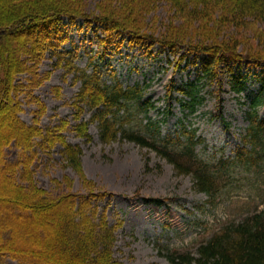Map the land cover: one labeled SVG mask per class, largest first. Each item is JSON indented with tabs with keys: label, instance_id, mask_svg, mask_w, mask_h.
<instances>
[{
	"label": "trees",
	"instance_id": "obj_1",
	"mask_svg": "<svg viewBox=\"0 0 264 264\" xmlns=\"http://www.w3.org/2000/svg\"><path fill=\"white\" fill-rule=\"evenodd\" d=\"M119 1L129 3L132 0ZM139 1L141 14L151 10L158 0ZM166 1L181 22L177 27L173 17L166 23L167 28L155 36L153 32H147L148 29L144 31L128 19L117 17L111 9L87 14L80 6L66 0H0L5 5L0 9V108L8 110L13 126L0 138V173L5 181L0 183V213L7 211L5 205H12L7 220L1 221L0 216V257H11L18 264H123L113 256L116 230L122 221L111 225L106 209L100 210L93 202L107 193L96 195L91 190L88 196L72 192L51 196L34 179L31 165L37 157L36 146L51 149L60 142L65 160L77 170L81 168L83 153L79 145L65 139L62 129L67 125L66 121L43 129L20 117L22 107L17 93L26 85L16 84L15 76L29 69L28 60L39 62L48 51L57 55L55 66L65 60V65L73 70L75 80L81 82L74 100L78 109L76 117L84 108L91 109L89 121L97 123L103 142H112L121 136L155 150L174 165L178 174H191L195 187L205 192L210 200L234 178L237 170L252 171L264 167V119L259 113L260 107L264 106V0ZM63 16L72 20L85 17L90 23L102 24L104 35L98 40L104 46L113 42L114 35L126 33L132 42L159 43L173 54L186 47L188 54L204 56L199 79L217 78L221 64L226 62L240 65L252 62L262 66L258 77L260 88L252 96L246 111L248 125L241 138L243 145L233 156L222 154L206 158L198 149L204 138L198 135L196 127L182 125L176 135H162L160 123L148 117L149 110L156 106L154 101L145 98L148 84L124 86L117 79L109 83L97 67L88 71L71 65L72 59L62 56L63 53L58 51L62 43L58 27ZM255 22L260 23L259 27ZM192 28L196 31L190 32ZM247 29L258 38L259 47H240L241 43L236 39L247 38L244 34ZM229 30H233L230 35ZM30 71H33L32 66ZM33 83L37 85L39 79ZM231 83L238 93L245 89L243 73L234 72ZM177 89L188 97L183 105L194 112L201 102L196 84L190 81ZM132 112H144L147 121L127 125ZM89 121L81 120L75 125L77 134L87 139L92 138L88 132ZM12 145L21 151V157L16 161L6 157V148ZM146 201L161 205L165 199L157 197ZM38 217L46 227L35 226L34 244L39 245V240L45 245L55 244L57 252L16 243V226H21L25 220L35 222ZM26 234L27 238L31 237L28 231ZM19 238V241L25 240ZM168 255L172 264H264V209L214 231L195 249L172 251Z\"/></svg>",
	"mask_w": 264,
	"mask_h": 264
},
{
	"label": "rangeland",
	"instance_id": "obj_2",
	"mask_svg": "<svg viewBox=\"0 0 264 264\" xmlns=\"http://www.w3.org/2000/svg\"><path fill=\"white\" fill-rule=\"evenodd\" d=\"M66 1L80 6L87 14L111 9L117 17L128 19L155 36L167 28L166 23L173 17L177 27L181 22L166 0H158L151 10L141 14L139 0L129 3L119 0ZM2 4L0 9L5 8ZM259 25L255 22V26ZM58 28L59 37H62L58 51L63 53V57L72 59L71 65L88 71L97 67L102 78L109 83L117 79L124 86L148 84L145 98L156 105L149 110L148 117L160 123L162 135H176L182 125L196 127L198 135L204 138L198 149L206 158L222 154L233 156L243 145L241 138L248 125L246 111L252 96L260 88L258 77L262 66L252 62L241 65L226 62L221 64L217 78L199 79L204 56L188 54L186 47L173 54L159 43L132 42L126 33L114 35L112 45L104 46L98 40L104 35L102 24L90 23L85 17L72 20L63 16ZM191 31L196 30L192 28ZM232 32L229 30V35ZM244 34L247 38L236 39L241 43L240 47L260 44L249 29ZM56 62L57 55L48 51L39 62L28 60L27 64L33 71L28 66L27 71L16 74L15 83L26 85L17 93L22 107L20 117L26 123H37L43 129L66 121L62 133L67 141L82 148L81 168L77 170L65 160L60 142L51 149L38 145L37 157L31 165L34 179L51 196L70 192L88 196L91 190L96 195L107 193L93 202L99 205L100 210L106 209L111 225L122 221L116 230L114 259L123 264H172L168 255L172 251L195 249L214 231L264 209L263 166L252 171L237 170L234 178L215 199L210 200L205 192L195 187L191 174H178L174 165L155 150L121 136L115 141L103 142L97 123L89 121L91 109L84 108L76 117L78 109L74 100L81 82L75 80V74L65 65V60L59 66H55ZM238 71L243 73L245 83V89L239 93L231 83L232 75ZM36 78L39 83L34 85ZM190 81L196 84L201 100L194 112L183 105L188 97L177 89ZM42 108L44 110L40 112ZM259 113L264 119V106L260 107ZM148 117L144 112H132L127 125H140ZM81 120L89 121L91 139L77 134L75 125ZM12 127L8 110L0 108V138L6 136ZM6 157L16 161L21 157V151L15 145L9 146ZM0 183H5L1 173ZM157 197L165 199L164 203L159 205L146 201ZM5 207L7 211L0 213L1 221L11 216L12 205L8 203ZM41 219L38 217L35 222L25 220L21 226H16V243L57 252L55 244L45 245L41 240L39 245L34 244L35 226L46 227ZM27 231L30 238H27ZM19 236L25 240L19 241ZM0 264H18V261L4 256L0 257Z\"/></svg>",
	"mask_w": 264,
	"mask_h": 264
}]
</instances>
